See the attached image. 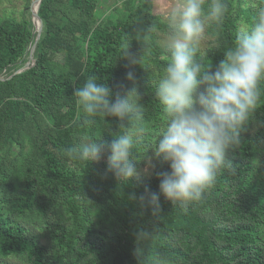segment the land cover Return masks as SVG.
I'll return each instance as SVG.
<instances>
[{
    "label": "trees",
    "instance_id": "trees-1",
    "mask_svg": "<svg viewBox=\"0 0 264 264\" xmlns=\"http://www.w3.org/2000/svg\"><path fill=\"white\" fill-rule=\"evenodd\" d=\"M225 2L223 23L207 30L201 46L205 65L218 64L255 15L250 0ZM100 4L42 0L34 62L12 77L37 35L30 0L20 20L0 18V264H264V82L241 143L229 152L235 171L221 169L187 213L160 194L154 215L148 197H139L146 187L159 194L157 174L170 172L150 149L166 118L155 83L169 62L159 45L167 19L155 0H116L108 10ZM151 25L156 31L146 33ZM126 49L142 55V65L129 64ZM130 71L146 133L133 149L140 176L122 186L106 171L107 150L91 164L63 150L88 138L110 144L121 134L114 117L85 123L73 93L95 75L113 100L123 97L133 86Z\"/></svg>",
    "mask_w": 264,
    "mask_h": 264
},
{
    "label": "clouds",
    "instance_id": "clouds-1",
    "mask_svg": "<svg viewBox=\"0 0 264 264\" xmlns=\"http://www.w3.org/2000/svg\"><path fill=\"white\" fill-rule=\"evenodd\" d=\"M250 2L255 9L251 26L236 34L233 45L215 66L205 65L199 54L207 30L223 23L228 12L225 0H179L167 16V31L159 45L169 62L155 83V96L166 118L150 149L156 159L170 164V172L157 174L161 177L159 194L146 187L145 195L139 197L141 203L148 197L154 215L160 194L187 213L188 205L200 201L205 190L215 184L221 169L235 171L229 152L240 145L241 133L261 100L264 82V0ZM152 31H156L154 25L146 33ZM127 49L122 56L129 64L142 65V55L131 56ZM126 79L133 86L123 97L117 93L114 100L112 89L99 83L95 75L88 76L73 93L85 123L96 117L103 121L114 117L121 134L110 144L88 138L63 150L89 164L99 162L107 150L106 171L122 186L140 176L133 149L146 133L145 107L133 72H128ZM147 164L153 166L150 158ZM131 199H137L135 194Z\"/></svg>",
    "mask_w": 264,
    "mask_h": 264
},
{
    "label": "rangeland",
    "instance_id": "rangeland-1",
    "mask_svg": "<svg viewBox=\"0 0 264 264\" xmlns=\"http://www.w3.org/2000/svg\"><path fill=\"white\" fill-rule=\"evenodd\" d=\"M114 1L116 0H101L100 8L107 9V7L110 4H113ZM26 2L27 0H0V18L10 16L15 18L16 20H20L23 16V10L25 9ZM33 2L34 0H30V5L32 4L33 6ZM178 2L179 0H155V12L161 13L163 17L167 19L169 12ZM163 35L164 33L161 32V38L163 37ZM208 38L209 37L206 34L201 44L202 47L206 46Z\"/></svg>",
    "mask_w": 264,
    "mask_h": 264
},
{
    "label": "water",
    "instance_id": "water-1",
    "mask_svg": "<svg viewBox=\"0 0 264 264\" xmlns=\"http://www.w3.org/2000/svg\"><path fill=\"white\" fill-rule=\"evenodd\" d=\"M41 2H42V0H37L36 10L33 9L32 4L30 5V9H31V13H32V21L34 24V32H37L36 39L32 45L31 51H30V59L24 64L25 66L23 65V66L19 67L18 69H16V71H14V73L11 75V77L18 74L19 72L23 71L24 69L28 68L30 65L29 64L30 61L34 62V59H35L34 54H35L36 44H37L38 39L41 36L42 29H43V20L39 14V8H40ZM0 78H2V77H0Z\"/></svg>",
    "mask_w": 264,
    "mask_h": 264
},
{
    "label": "bare ground",
    "instance_id": "bare-ground-1",
    "mask_svg": "<svg viewBox=\"0 0 264 264\" xmlns=\"http://www.w3.org/2000/svg\"><path fill=\"white\" fill-rule=\"evenodd\" d=\"M33 9H35L36 10V8H37V5H36V0H34V2H33Z\"/></svg>",
    "mask_w": 264,
    "mask_h": 264
}]
</instances>
